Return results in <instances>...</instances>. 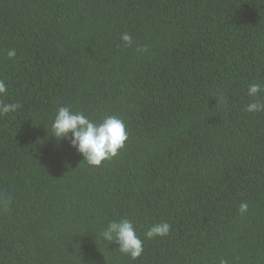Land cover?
<instances>
[{
    "label": "trees",
    "instance_id": "16d2710c",
    "mask_svg": "<svg viewBox=\"0 0 264 264\" xmlns=\"http://www.w3.org/2000/svg\"><path fill=\"white\" fill-rule=\"evenodd\" d=\"M0 80V264H264V0H0ZM61 106L124 147L90 166ZM121 218L136 260L101 236Z\"/></svg>",
    "mask_w": 264,
    "mask_h": 264
},
{
    "label": "clouds",
    "instance_id": "9594fccd",
    "mask_svg": "<svg viewBox=\"0 0 264 264\" xmlns=\"http://www.w3.org/2000/svg\"><path fill=\"white\" fill-rule=\"evenodd\" d=\"M126 46L132 45V37L128 33L121 36ZM147 49L137 48V52ZM16 56L15 50L8 51L9 59ZM4 80H0V96L7 93ZM264 91V86L252 83L248 86L247 95L254 98L246 105L248 113L264 112V102L255 99ZM19 108L17 103L0 102V116L14 112ZM50 137L57 141L67 140L71 148L75 149L90 166L99 167L107 159L115 157L124 147L128 139L124 122L116 116H106L101 121L90 120L82 112H74L68 107H58L51 124ZM248 204L241 203V214L247 212ZM171 226L167 222L152 225L144 234L146 239L165 237L169 234ZM103 240L118 245L119 251L128 255L132 260L141 257L143 241L137 235L133 222L127 218L110 221L101 233ZM220 264H226L221 261Z\"/></svg>",
    "mask_w": 264,
    "mask_h": 264
}]
</instances>
